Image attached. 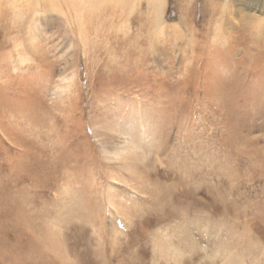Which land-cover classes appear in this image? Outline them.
<instances>
[{"label":"rangeland","instance_id":"obj_1","mask_svg":"<svg viewBox=\"0 0 264 264\" xmlns=\"http://www.w3.org/2000/svg\"><path fill=\"white\" fill-rule=\"evenodd\" d=\"M70 1L0 0V264H264V0Z\"/></svg>","mask_w":264,"mask_h":264},{"label":"bare ground","instance_id":"obj_2","mask_svg":"<svg viewBox=\"0 0 264 264\" xmlns=\"http://www.w3.org/2000/svg\"><path fill=\"white\" fill-rule=\"evenodd\" d=\"M49 1H52V0H49ZM126 1H131V0H71L70 3H72L74 5V8L77 10V18L82 20L83 22H85L87 28L91 29L92 28L91 26H93L95 22H96V25L105 23L106 18L108 16H111L113 14V12L115 11L116 5H118L121 2L125 3ZM222 1H224L226 6H224V7L221 6ZM234 1L235 0H204L205 7L211 11V18L208 20V23H211L215 20L216 13L219 14L217 17L218 20H216V25L214 28L215 30L213 29L215 38L217 39L218 43H220V41H222L219 37H217V36H219L218 32L219 31L223 32L222 29L227 30V27H225V24L227 23V20L229 19V17H228L229 14H232L233 11L238 12V13H241L244 11L242 8L240 9L237 7L233 8L232 11L230 9H228V7H230L229 5L233 4L232 2H234ZM29 3L33 8V11L30 14L34 15L35 17H36V15L37 16H43L42 12H44L46 14L53 13L54 11L56 12L58 10V5H59V2L56 4L53 2L52 5L50 6L51 9H49V8L46 9L44 6L43 0H25V4L27 6ZM249 4L252 5L251 3H249ZM166 5H167V0H149V8H150L151 14L149 13L148 16L145 17L142 24L148 23V25L151 26V28H153L156 25V29L159 31L160 34H161V32H168L169 33L170 30L174 31L176 29H179L180 24H182V22L185 20V18L187 16L186 10H184L185 12L183 11V12L178 14L177 19H175L173 21L174 22L173 24L168 23L169 22L168 21L165 25L161 26L159 29L157 28L160 25V21H159L160 16L166 15V13H165ZM40 6H41V8H40ZM217 8H220V9H217ZM220 15H221V17H220ZM224 16H225V19H224L225 22H224V24H221V21L219 22V17H220V20H223ZM251 17L245 18V19H249V21L246 20V22H245V23H247V25L251 24V21H252ZM217 23H219V24H217ZM260 27L261 26L258 24L257 28L254 26V30L259 31L260 29H258V28H260ZM229 28H231V27L229 26ZM254 30L252 29L251 31L254 32ZM252 32H250V33H252ZM222 39H224V37H222ZM157 40H158V38H157ZM133 43H135V42H133ZM215 43H217V42L215 41ZM248 50H249V48H248ZM167 76H170V75H166V77Z\"/></svg>","mask_w":264,"mask_h":264}]
</instances>
